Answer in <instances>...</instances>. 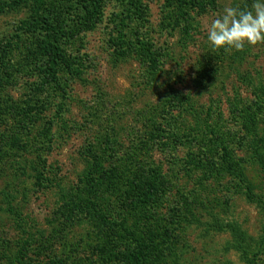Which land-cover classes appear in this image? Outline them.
I'll return each instance as SVG.
<instances>
[{"label":"rangeland","instance_id":"rangeland-1","mask_svg":"<svg viewBox=\"0 0 264 264\" xmlns=\"http://www.w3.org/2000/svg\"><path fill=\"white\" fill-rule=\"evenodd\" d=\"M214 2L50 0L54 82L38 28L2 55L29 6L0 13V264H264V45L213 52L207 22L253 0Z\"/></svg>","mask_w":264,"mask_h":264},{"label":"trees","instance_id":"trees-1","mask_svg":"<svg viewBox=\"0 0 264 264\" xmlns=\"http://www.w3.org/2000/svg\"><path fill=\"white\" fill-rule=\"evenodd\" d=\"M129 8L127 10L128 17L133 13V7H137V0H129ZM215 0H173L175 12L177 17L182 20L184 24H190L191 14L194 11H203V10H213L215 7ZM214 2V3H213ZM50 0H0V13L12 9H17L22 6H29V15L26 19L20 22L18 28L15 30V34L9 39L5 48L3 49V56L6 57L14 43L21 39L24 34L31 29L38 28L41 33V47L45 52V55L48 57L49 63V74L51 76V81L54 82L57 79L58 67L62 61V47L57 41L58 29L52 24L50 17L48 16ZM209 7H211L209 9ZM217 142V141H216ZM223 163L226 165L229 173H235L237 176L242 174L235 171V163L232 160L230 153L227 149H224ZM200 159L197 161L200 164ZM101 164V163H100ZM203 164V163H202ZM101 166V165H100ZM99 166V167H100ZM98 167V168H99ZM97 171L92 172V176L89 181H87V187L94 191L91 193L94 195L98 190L97 181L99 178H95ZM126 184L122 182L121 185L127 187L126 197L124 198L127 204L133 205H145L150 200L158 197L163 192L162 184H159V175L155 173L149 178H146L142 183ZM164 185V184H163ZM95 196V195H94ZM93 199V198H92ZM92 199L90 201H92ZM133 237L134 234H130ZM135 264H143L142 257L140 254L133 258Z\"/></svg>","mask_w":264,"mask_h":264},{"label":"clouds","instance_id":"clouds-1","mask_svg":"<svg viewBox=\"0 0 264 264\" xmlns=\"http://www.w3.org/2000/svg\"><path fill=\"white\" fill-rule=\"evenodd\" d=\"M205 31L209 47L217 53L264 45V0H253L246 8L225 6L207 22Z\"/></svg>","mask_w":264,"mask_h":264}]
</instances>
